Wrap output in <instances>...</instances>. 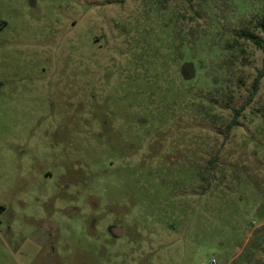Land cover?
<instances>
[{
	"label": "rangeland",
	"instance_id": "rangeland-1",
	"mask_svg": "<svg viewBox=\"0 0 264 264\" xmlns=\"http://www.w3.org/2000/svg\"><path fill=\"white\" fill-rule=\"evenodd\" d=\"M0 21V264H264V0Z\"/></svg>",
	"mask_w": 264,
	"mask_h": 264
},
{
	"label": "trees",
	"instance_id": "trees-1",
	"mask_svg": "<svg viewBox=\"0 0 264 264\" xmlns=\"http://www.w3.org/2000/svg\"><path fill=\"white\" fill-rule=\"evenodd\" d=\"M243 36H245L247 39H250L254 44L264 49V40L258 38L254 34L251 33H243ZM264 73V54L262 57V69L259 72V75L261 76Z\"/></svg>",
	"mask_w": 264,
	"mask_h": 264
},
{
	"label": "water",
	"instance_id": "water-1",
	"mask_svg": "<svg viewBox=\"0 0 264 264\" xmlns=\"http://www.w3.org/2000/svg\"><path fill=\"white\" fill-rule=\"evenodd\" d=\"M108 230H109V233L114 237H118L123 234V229L119 226L112 225L109 227Z\"/></svg>",
	"mask_w": 264,
	"mask_h": 264
},
{
	"label": "flooded vegetation",
	"instance_id": "flooded-vegetation-1",
	"mask_svg": "<svg viewBox=\"0 0 264 264\" xmlns=\"http://www.w3.org/2000/svg\"><path fill=\"white\" fill-rule=\"evenodd\" d=\"M0 22H1V21H0ZM3 22L5 23V21H2V23H3ZM110 226H112V225H109V227H110ZM108 229H109V228H108Z\"/></svg>",
	"mask_w": 264,
	"mask_h": 264
},
{
	"label": "built area",
	"instance_id": "built-area-1",
	"mask_svg": "<svg viewBox=\"0 0 264 264\" xmlns=\"http://www.w3.org/2000/svg\"><path fill=\"white\" fill-rule=\"evenodd\" d=\"M208 264H213L212 262H209Z\"/></svg>",
	"mask_w": 264,
	"mask_h": 264
}]
</instances>
